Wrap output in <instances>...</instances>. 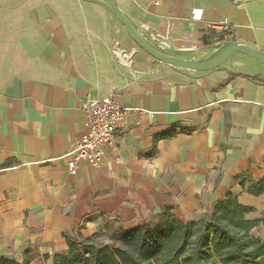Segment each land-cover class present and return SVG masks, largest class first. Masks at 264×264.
Returning a JSON list of instances; mask_svg holds the SVG:
<instances>
[{
	"label": "crops",
	"instance_id": "1",
	"mask_svg": "<svg viewBox=\"0 0 264 264\" xmlns=\"http://www.w3.org/2000/svg\"><path fill=\"white\" fill-rule=\"evenodd\" d=\"M114 1L169 56L204 60L226 41L264 52V0ZM98 3L119 24L107 0ZM76 20L53 0H34L18 29L31 67L0 89V255L55 264L67 239L105 225L126 232L167 212L197 222L228 195L253 210L247 221L260 219L264 194L249 195L237 179H264V64L240 54L207 72L161 63L107 93L81 70L87 47ZM118 26L114 43L132 49ZM106 96L138 112L123 117L98 166L78 162L69 175L65 155L85 132L83 105ZM250 236L263 241L264 227Z\"/></svg>",
	"mask_w": 264,
	"mask_h": 264
},
{
	"label": "trees",
	"instance_id": "2",
	"mask_svg": "<svg viewBox=\"0 0 264 264\" xmlns=\"http://www.w3.org/2000/svg\"><path fill=\"white\" fill-rule=\"evenodd\" d=\"M237 181L251 196L264 194V179ZM252 211L228 195L197 222L183 223L167 212L156 223L126 232L105 225L89 238L67 239V251L55 257V264H264V240L250 236L254 228L264 227V215L247 221L245 215ZM0 264L31 263L0 255Z\"/></svg>",
	"mask_w": 264,
	"mask_h": 264
},
{
	"label": "rangeland",
	"instance_id": "3",
	"mask_svg": "<svg viewBox=\"0 0 264 264\" xmlns=\"http://www.w3.org/2000/svg\"><path fill=\"white\" fill-rule=\"evenodd\" d=\"M33 2L0 0V89L13 77L29 73L31 66L18 50L16 39L18 29L23 24L25 9ZM53 3L75 13L77 23L73 28L84 36L87 47L80 67L97 89L109 93L125 86L130 78L140 72L150 75L156 71V67L163 65L137 45L124 49L122 45L115 44L114 41L121 35L119 24L107 17L98 0H53ZM120 51L126 53L125 58L117 55Z\"/></svg>",
	"mask_w": 264,
	"mask_h": 264
},
{
	"label": "built area",
	"instance_id": "4",
	"mask_svg": "<svg viewBox=\"0 0 264 264\" xmlns=\"http://www.w3.org/2000/svg\"><path fill=\"white\" fill-rule=\"evenodd\" d=\"M229 1L241 2V0ZM117 55L125 58L126 53L120 51ZM129 112L138 111L121 108L109 96L89 98L85 101L83 105L85 132L65 155L69 158L67 163L69 175L76 174L78 162L87 163L92 167L100 164L104 147L113 145L115 133L121 127L123 117Z\"/></svg>",
	"mask_w": 264,
	"mask_h": 264
},
{
	"label": "water",
	"instance_id": "5",
	"mask_svg": "<svg viewBox=\"0 0 264 264\" xmlns=\"http://www.w3.org/2000/svg\"><path fill=\"white\" fill-rule=\"evenodd\" d=\"M111 11L119 24L125 29L131 40L148 56L167 66L193 72H207L214 70L224 64L235 54L259 61L264 64V52L251 49L247 46L237 44L233 41H226L204 60H186L166 55L149 46L130 26L117 8L114 0H107Z\"/></svg>",
	"mask_w": 264,
	"mask_h": 264
},
{
	"label": "bare ground",
	"instance_id": "6",
	"mask_svg": "<svg viewBox=\"0 0 264 264\" xmlns=\"http://www.w3.org/2000/svg\"><path fill=\"white\" fill-rule=\"evenodd\" d=\"M119 55V54H118Z\"/></svg>",
	"mask_w": 264,
	"mask_h": 264
}]
</instances>
